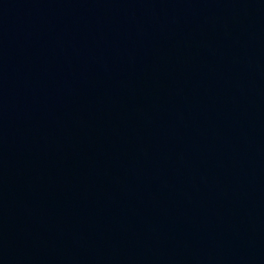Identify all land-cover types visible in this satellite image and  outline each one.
Returning <instances> with one entry per match:
<instances>
[{
	"label": "water",
	"instance_id": "water-1",
	"mask_svg": "<svg viewBox=\"0 0 264 264\" xmlns=\"http://www.w3.org/2000/svg\"><path fill=\"white\" fill-rule=\"evenodd\" d=\"M0 264H264V0H0Z\"/></svg>",
	"mask_w": 264,
	"mask_h": 264
}]
</instances>
